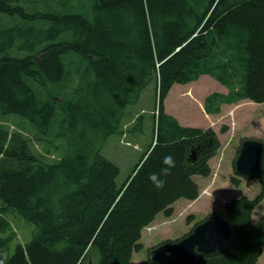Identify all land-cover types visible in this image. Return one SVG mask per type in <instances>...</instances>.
<instances>
[{
	"label": "trees",
	"instance_id": "1",
	"mask_svg": "<svg viewBox=\"0 0 264 264\" xmlns=\"http://www.w3.org/2000/svg\"><path fill=\"white\" fill-rule=\"evenodd\" d=\"M205 74L228 88L206 96L208 114L264 103V0H0V264H257L264 215L252 214L264 199V150L243 177L257 179L260 192L225 203L231 234L222 246L194 263L175 254L131 259L157 214L197 199L193 177L212 174L216 130L183 125L164 105L174 84ZM151 83L156 136L119 186L120 168L102 148ZM165 156L175 162L167 175ZM10 209L34 227L24 243L15 241Z\"/></svg>",
	"mask_w": 264,
	"mask_h": 264
},
{
	"label": "rangeland",
	"instance_id": "2",
	"mask_svg": "<svg viewBox=\"0 0 264 264\" xmlns=\"http://www.w3.org/2000/svg\"><path fill=\"white\" fill-rule=\"evenodd\" d=\"M220 84L208 75L202 76L197 81L187 84H175L167 95L164 105L166 111L176 115L184 125L201 126L203 128L212 126L214 128L220 124L222 127L232 128L230 132L228 131L229 129H226V131L219 134L223 137L221 147L218 149L217 154L210 159V165L212 167L217 164L218 160L227 164L226 160L230 157L232 159L229 168L231 174L220 176L212 169L213 173L212 177L208 179L209 183L206 186H203L201 183L202 188H206L202 189V192L200 189V194L202 193L206 196L191 204L186 198H182L177 203L174 219L165 218L168 221L167 224L160 225L159 223L161 221L158 217L155 222H151L146 226L142 231L141 238L143 248L140 251L134 252L131 258L134 263L146 261L150 256L151 249L158 244L167 240H179L188 234L193 226L203 220L207 215L223 214L227 201L243 195L254 198L260 192V184L257 179L247 180L235 172L233 160L237 156L239 146L233 155V145L238 142L240 144L242 137L264 138V103H257L250 100L239 101L237 104L241 102L243 106L239 109V114H237L239 123H237L236 128H233L234 116L232 109L235 106H228L219 115L213 117H208L205 114L206 112L204 113L201 108L203 99L208 93L223 89V85L221 84V86ZM156 106L157 86L156 83H151L142 92L139 102L129 107L128 115L123 122L122 131L119 134L111 136L102 148V153L105 157L120 168V173L117 177L119 186H122L126 182L144 152L154 142L157 127ZM140 115L143 116L139 117ZM4 118L0 112V123L5 121ZM11 128L13 129L14 126L11 125ZM226 134L229 136H226ZM231 134L234 136H231ZM32 146L37 152L41 149L40 144L35 141H32ZM48 158L56 159L58 156L51 154ZM213 159H216V161L214 162ZM231 177L240 178V184H233ZM193 178L197 180L201 176L195 175ZM205 189L207 191H204ZM1 204L2 202H0V206ZM186 206L191 208L185 212L183 208ZM262 215H264V199L253 210L252 219L257 221ZM6 217L13 223L12 229L16 233L15 241L26 242L34 227L24 222L18 212L12 209L6 213ZM11 247H13V244H11ZM257 264H264V251Z\"/></svg>",
	"mask_w": 264,
	"mask_h": 264
},
{
	"label": "water",
	"instance_id": "3",
	"mask_svg": "<svg viewBox=\"0 0 264 264\" xmlns=\"http://www.w3.org/2000/svg\"><path fill=\"white\" fill-rule=\"evenodd\" d=\"M264 140L247 138L243 141L236 159L235 170L241 177L250 175L262 161ZM196 150L192 157L196 159ZM231 234V225L221 214L212 215L200 222L191 233L176 241H165L153 247L149 258L158 261L162 256L175 254L195 262L198 253H211L222 246Z\"/></svg>",
	"mask_w": 264,
	"mask_h": 264
},
{
	"label": "crops",
	"instance_id": "4",
	"mask_svg": "<svg viewBox=\"0 0 264 264\" xmlns=\"http://www.w3.org/2000/svg\"><path fill=\"white\" fill-rule=\"evenodd\" d=\"M205 75H207V74H205ZM205 75H202V76H205ZM202 76H200V77H202ZM208 76H210V75H208ZM211 77V76H210ZM213 78V77H212ZM214 79V78H213ZM216 80V79H215ZM197 81V80H196ZM217 81V80H216ZM192 82H194V81H192ZM219 82V81H218ZM190 83V82H189ZM220 83V82H219ZM175 85V84H174ZM221 85V84H220ZM223 85V84H222ZM221 85V86H222ZM223 87V89L222 90H220L219 92H223V93H227L228 92V88L225 86L224 87V85L222 86ZM173 88V87H172ZM211 93V92H210ZM210 93H208V94H210ZM207 94V95H208ZM206 95V96H207ZM206 96H205V98H206ZM205 98L203 99V104L201 105V108H202V111L205 113L206 111H205V109H204V101H205ZM242 103L240 102L239 104H223L222 105V111L224 110V109H226V108H228V106H235V108H233L232 109V112H233V116H234V127L233 128H236V125H237V123H239L238 122V120H237V114H239V109L240 108H242V106L243 105H241ZM241 105V106H240ZM221 111V112H222ZM206 115H208V117H210V116H215V115H219V114H208L207 112L205 113ZM235 114V115H234ZM174 116H176V115H174ZM177 117V116H176ZM178 118V117H177ZM178 120H179V118H178ZM181 121V120H180ZM225 124H231V123H225ZM184 125V124H183ZM189 126H191V125H189ZM227 126V125H226ZM197 127H201V126H197ZM209 127V126H208ZM210 127H212V126H210ZM220 127L222 128V126L219 124L218 126H215L214 127V129L216 130V132L218 133V136L220 137V140H221V142H222V138L223 137H221L219 134L220 133H223V132H221V129H220ZM204 128H207V126L206 127H204ZM213 128V127H212ZM229 128H227V130H228ZM232 130V128L231 129H229L228 131L230 132ZM229 134V133H228ZM228 134H226V136H229ZM231 136H234L233 134H231ZM231 138H233V137H231ZM230 138V139H231ZM239 146V142L238 143H235L234 145H233V155H234V152L236 153V150H237V147ZM214 160V162L216 161V159H213ZM227 161V164H225V162H222V161H217V164H215V165H213L212 166V169H213V171H216V173H217V175H220V176H225V175H230L231 173H230V170H229V168H230V163H231V161H232V159L230 158V157H228V159L226 160ZM213 173V172H212ZM210 177H212V174L210 175V176H208V177H203V176H201V178L200 179H197L196 181H197V183H199V186H200V189H201V192H202V189H204V188H206V187H203L202 188V186H201V183H202V185L203 186H206L208 183H209V181H208V179L210 178ZM213 187V186H212ZM203 196H206V195H204V194H200L199 195V197L197 198V199H195V200H189V199H187V201L188 202H190V204L191 203H195V202H197V201H199V200H201V198L203 197ZM180 199H182V198H180ZM180 199H178L174 204H173V207L175 208L174 210V213H173V215L172 216H166L163 212H160V213H158L157 214V216H156V218L154 219V221L153 222H155L156 220H157V218L159 217L160 218V225H165V224H167V220L166 219H169V218H173L174 219V217H175V213H176V207H177V203L180 201ZM191 207H184L183 209H185V212L188 210L189 211V209H190ZM183 209H182V211H183ZM192 213V212H191ZM166 218V219H165ZM172 219V220H173ZM156 228H157V226H156ZM152 232V231H151Z\"/></svg>",
	"mask_w": 264,
	"mask_h": 264
},
{
	"label": "clouds",
	"instance_id": "5",
	"mask_svg": "<svg viewBox=\"0 0 264 264\" xmlns=\"http://www.w3.org/2000/svg\"><path fill=\"white\" fill-rule=\"evenodd\" d=\"M163 163L168 166L167 168L163 169L164 174L167 175L168 168L175 167V162L172 156H165L163 159ZM149 179L152 181V183L157 189L164 187L165 181L160 178L159 174L153 173L150 175Z\"/></svg>",
	"mask_w": 264,
	"mask_h": 264
},
{
	"label": "built area",
	"instance_id": "6",
	"mask_svg": "<svg viewBox=\"0 0 264 264\" xmlns=\"http://www.w3.org/2000/svg\"><path fill=\"white\" fill-rule=\"evenodd\" d=\"M204 191H207L206 189Z\"/></svg>",
	"mask_w": 264,
	"mask_h": 264
}]
</instances>
